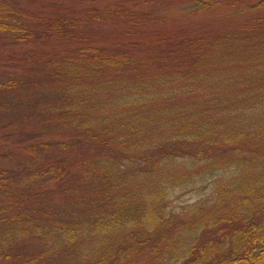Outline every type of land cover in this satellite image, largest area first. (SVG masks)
<instances>
[{"label":"trees","instance_id":"obj_1","mask_svg":"<svg viewBox=\"0 0 264 264\" xmlns=\"http://www.w3.org/2000/svg\"><path fill=\"white\" fill-rule=\"evenodd\" d=\"M98 1L0 0V264H264V0Z\"/></svg>","mask_w":264,"mask_h":264},{"label":"rangeland","instance_id":"obj_2","mask_svg":"<svg viewBox=\"0 0 264 264\" xmlns=\"http://www.w3.org/2000/svg\"><path fill=\"white\" fill-rule=\"evenodd\" d=\"M10 2H17L18 4L26 7L33 13L39 14L41 10H47L49 9V5H45L46 3L49 4V1L51 0H9ZM55 2H59V4L65 3V5H68L72 7L73 9H77L78 7H85L87 5H90V0H54ZM121 0H99L98 2H102L104 4L110 3V2H117ZM126 1V0H123ZM140 1H146V0H131V3H139ZM177 3L170 5L171 7L175 8L177 6L182 5L183 3L178 2L179 0H175ZM127 2V1H126ZM85 8H82L84 10ZM177 11L174 9H171L172 14H176ZM251 11L249 10H243L242 13L235 12L234 9H228L225 7H220L217 9L216 12L208 14L209 17L214 18L215 21H229L230 19H236L241 20L242 17L247 16ZM0 63H4L3 60H0ZM2 121L8 122V120L0 119ZM5 123V122H4ZM10 130V127H4L2 126V122L0 121V163H10V161L4 156V153L10 152V151H17L15 147V143L13 142L12 138L6 137V132ZM14 185L10 187L11 190H13ZM198 189H195L190 192H184L180 195H176L177 193L171 195L169 200L170 208L175 212H180L183 209L187 210V208L191 207L190 205L199 201H203L206 199V193L205 191H197ZM7 202H11V199H5ZM14 240L13 238H11ZM23 240V239H22ZM21 239L17 240L13 244L12 252L16 251L17 253H23L24 251L27 252H33L36 250L40 244L35 241L26 242L24 244V241ZM15 253V252H14ZM12 253V254H14ZM18 262L17 259L13 258V263ZM17 264V263H16ZM65 264H68V262H65Z\"/></svg>","mask_w":264,"mask_h":264}]
</instances>
